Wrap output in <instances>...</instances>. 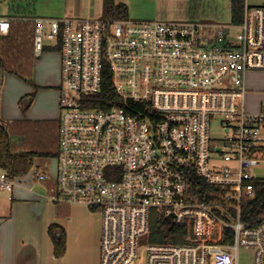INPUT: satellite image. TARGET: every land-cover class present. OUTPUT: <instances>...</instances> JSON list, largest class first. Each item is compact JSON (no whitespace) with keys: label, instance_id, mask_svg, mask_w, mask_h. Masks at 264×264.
<instances>
[{"label":"built area","instance_id":"2783aa9c","mask_svg":"<svg viewBox=\"0 0 264 264\" xmlns=\"http://www.w3.org/2000/svg\"><path fill=\"white\" fill-rule=\"evenodd\" d=\"M36 58L61 38L59 155L29 174L55 204L101 217L100 264H239L241 246L264 264V217L241 220L264 163V110L245 109L246 76L264 70V6L242 23L33 19ZM11 19L0 16V36ZM110 77L116 97L93 106ZM221 116L223 145L210 137ZM54 161V162H53ZM17 177L0 168V196ZM214 188L215 202L199 193ZM202 194V195H201ZM194 227L196 241L148 240L152 212ZM234 231L213 240V226Z\"/></svg>","mask_w":264,"mask_h":264},{"label":"trees","instance_id":"16d2710c","mask_svg":"<svg viewBox=\"0 0 264 264\" xmlns=\"http://www.w3.org/2000/svg\"><path fill=\"white\" fill-rule=\"evenodd\" d=\"M198 7V4L195 8ZM245 0H232L231 24L242 23L244 17ZM106 18L129 19V7L126 3L111 0L106 6ZM32 18L11 19V29L7 35L0 36V69L20 77L27 78L33 83L32 70L35 55L33 51L34 27ZM60 50L61 38L54 45ZM47 46H45L46 48ZM37 87V86H35ZM35 92L24 95L19 100L23 113H26L35 98ZM93 106L107 108L112 105L116 94L110 77L104 78L102 90ZM60 119L45 120H15L3 121L0 118V168L5 170L9 177H22L29 173L33 161L37 159L40 165L59 155L60 149ZM255 196L244 199L241 203V220L243 222L257 221L264 217V178L253 182ZM207 195L206 201L215 202L217 195L214 188L205 184L199 191ZM201 194V195H202ZM57 205V217H66L69 211L66 205ZM48 234L54 246V255L61 258L67 250V235L65 228L59 223L48 227ZM234 231L216 224L213 226L212 238L219 243L232 241ZM197 239L194 227L188 224L177 225L170 219L152 212L148 240L151 243L176 244L195 242Z\"/></svg>","mask_w":264,"mask_h":264},{"label":"crops","instance_id":"0c3cea01","mask_svg":"<svg viewBox=\"0 0 264 264\" xmlns=\"http://www.w3.org/2000/svg\"><path fill=\"white\" fill-rule=\"evenodd\" d=\"M152 1L170 3L174 0ZM189 1L193 5V11L190 15L191 21L211 25H232V0H211L216 5L215 11L203 17L199 15L203 0ZM197 4L198 8L196 9ZM245 4L264 6V0H245ZM4 17L9 19L29 18L15 13L7 14ZM36 17L44 16H35L32 19ZM36 61L37 59L34 61L32 70L33 79L40 87V93L51 92L50 90H53L51 86L54 84L53 78L56 76L48 72L46 75L42 74L41 77H38V70L35 68ZM262 72L264 70H249L247 72L245 109L251 113H259L264 110V94L254 91V86L261 82V74L259 73ZM59 75L60 72L57 80H60ZM55 83L58 90L59 81ZM58 98L57 92L59 108ZM0 104L1 120H13L15 119L14 115H19V111L14 114L12 109L6 107V104L2 106L1 98ZM40 117H44L41 119H57L51 116ZM35 182L26 175L17 177L16 185L11 192L12 199H9L7 192L0 196V264H100L102 231L100 214L85 205L76 204L66 205L69 215L59 218L56 215L57 205L48 198L44 192L45 187L43 185L40 187ZM53 223L61 224L67 235V250L61 258L54 255V246L48 234V227Z\"/></svg>","mask_w":264,"mask_h":264},{"label":"rangeland","instance_id":"374dc122","mask_svg":"<svg viewBox=\"0 0 264 264\" xmlns=\"http://www.w3.org/2000/svg\"><path fill=\"white\" fill-rule=\"evenodd\" d=\"M110 1L111 0H0V16L4 17L7 14L15 13L21 16L25 15L29 18H33L35 16H44L52 19L106 18V6ZM116 1L124 2L129 6V20L131 21L142 22L143 20H152L156 22L169 23L188 22L191 21L190 15L191 11H193V5L192 3L190 4L189 0H174L170 3L166 1L160 2L152 0ZM215 7L216 5L213 1L203 0L199 15L203 17L208 13H212L215 11ZM46 46L47 47L42 53L41 58H35V60L37 59L35 68L38 70V77H41L42 74L46 75L48 72H50L51 75L56 76L55 78H53V86H56L55 82H60L59 79L57 80V76L60 72V50L58 48H55L54 44L51 41L46 40ZM259 74H261V82H259L257 86H254V91L256 93L264 94V72ZM27 78H23L16 74L9 73L0 69V98L2 106L6 104V107H8V109H12L14 111V114L16 113V111H19V115H14L15 119H9L7 121L12 122L15 120H22L23 117L24 119L32 121L45 120L41 119L44 117L40 116H51L59 118L60 111L57 105V92L59 97V91L57 89H53L50 90L51 92L40 93V87L36 83L35 79H33V76H31L30 78H32L34 84L28 82ZM34 92L36 94L30 109L26 113H23L19 105L21 96ZM221 119V116H215L214 118H212L209 127L210 137L213 141L217 142L218 145H223L226 137L220 122ZM253 174L257 177L264 178V163L253 169ZM26 176L32 178L31 174ZM35 183L40 187L41 185H43L39 182ZM44 192L47 194L46 189L44 190ZM254 254V248L241 246L239 249V264H254Z\"/></svg>","mask_w":264,"mask_h":264},{"label":"flooded vegetation","instance_id":"af4514ba","mask_svg":"<svg viewBox=\"0 0 264 264\" xmlns=\"http://www.w3.org/2000/svg\"><path fill=\"white\" fill-rule=\"evenodd\" d=\"M56 88H57V86H53V85L51 86V89H56Z\"/></svg>","mask_w":264,"mask_h":264}]
</instances>
